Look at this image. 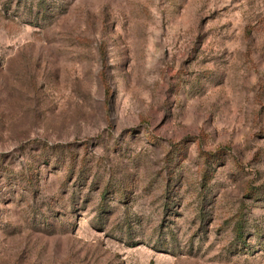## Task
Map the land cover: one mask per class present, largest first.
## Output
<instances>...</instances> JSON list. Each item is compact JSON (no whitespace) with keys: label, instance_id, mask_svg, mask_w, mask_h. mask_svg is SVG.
<instances>
[{"label":"rangeland","instance_id":"374dc122","mask_svg":"<svg viewBox=\"0 0 264 264\" xmlns=\"http://www.w3.org/2000/svg\"><path fill=\"white\" fill-rule=\"evenodd\" d=\"M0 264H264V0H0Z\"/></svg>","mask_w":264,"mask_h":264}]
</instances>
